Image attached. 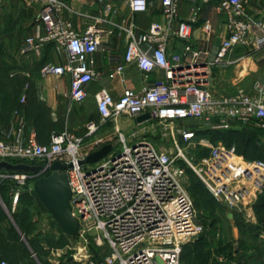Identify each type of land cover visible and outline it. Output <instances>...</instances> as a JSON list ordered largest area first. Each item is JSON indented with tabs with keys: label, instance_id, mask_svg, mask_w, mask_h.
<instances>
[{
	"label": "built area",
	"instance_id": "built-area-1",
	"mask_svg": "<svg viewBox=\"0 0 264 264\" xmlns=\"http://www.w3.org/2000/svg\"><path fill=\"white\" fill-rule=\"evenodd\" d=\"M38 3L40 10L35 19L36 34L28 37L21 53H38L45 44L58 52L64 50L63 65L47 64L42 67V77L69 76L68 99L70 106L81 105L87 98L86 86L96 73L91 57L100 45V30L90 25L77 33L72 24L61 17L66 0H30ZM211 0H202L209 3ZM132 13H144L146 0H124ZM217 8L225 18L226 37L213 63L201 60V53L190 45L176 56L166 52L170 37L187 40L190 25L179 23L175 30L180 0H160L166 28L153 25L144 34H134V24L121 29L126 38L122 64L135 65L143 74L160 72L161 79L152 86H144L138 93L124 87L117 99L104 91L95 94V106L102 121L116 120L120 115L136 117L149 114V120L137 126L157 122L163 126L164 135H170L176 152L167 153L141 140L140 130L128 136L114 129V142L120 146L113 152L112 142L103 144L97 138L93 144L100 147L110 144V153L99 160L93 169H85L79 161L84 149L82 138L63 131L50 135L47 144L37 141V134L27 127L24 118L9 125L4 138L0 139V162L50 166L54 162L70 164L65 173L71 189L70 206L79 225L78 236L85 240L94 233V242L99 249L103 242L110 249L105 256L92 257L86 253L83 264H180L179 243L198 239L202 228L194 222L193 203L181 182L180 170L175 165L178 157H184L175 135L184 142L195 138L189 129L173 130L175 121L198 120L221 123L234 120L242 124L252 123L264 129V80L253 84L250 92L238 90L233 95L215 97L210 89L212 65H220L225 52L246 48L250 52L264 51V24L246 15V0H216ZM195 15V10H193ZM103 22L96 19L95 24ZM205 35L212 28L205 23ZM118 77L123 82V66L119 65L108 78ZM24 100V98L22 99ZM98 125L89 122L85 137L96 134ZM200 144L208 149L201 159V168L194 169L202 179L211 196L230 211L251 218V206L264 189V162L244 161L235 148L211 144L206 139ZM46 173L0 171V181L12 182L23 187ZM18 192L12 194L13 203ZM178 243V244H177ZM96 256V255H94ZM0 264H8L1 261Z\"/></svg>",
	"mask_w": 264,
	"mask_h": 264
},
{
	"label": "rangeland",
	"instance_id": "rangeland-1",
	"mask_svg": "<svg viewBox=\"0 0 264 264\" xmlns=\"http://www.w3.org/2000/svg\"><path fill=\"white\" fill-rule=\"evenodd\" d=\"M13 36L9 43L24 46L26 39L23 40L20 34ZM54 51L58 65H63L64 50ZM33 68L34 64L32 70ZM19 70L21 67L15 61L11 62L7 57L0 59V139L4 138L9 125L16 123L19 117L24 118L27 125L34 124L41 130L50 126L47 121L49 114L43 104L39 102L32 104L33 106L27 110L17 105L24 103L23 98L18 103L19 98L15 95L22 83L9 78V75ZM73 106L69 107L71 111L66 108L64 115L51 124L59 129L53 133L67 131L83 139L84 149L81 156L100 148L102 144H93L97 138H103V144L112 142L113 152L118 151L120 146L114 142L115 127L126 136L136 129L140 130L141 140L145 139L167 153L174 155L176 152L172 138L170 135H164L163 126L157 122L147 123L141 128L134 123L131 116L125 114L116 120L102 121L94 103L85 102L80 106ZM76 109L84 115L82 121L74 118ZM89 122H95L98 130L92 137H85L86 125ZM74 127L76 129H73ZM169 127L174 131L186 128L195 132V138L190 142H184L175 135L184 156L178 157L175 165L180 170L181 182L193 203L194 222L202 228L201 235H204L201 239L193 238L181 245L180 264H237L239 261L243 264H264V189L253 202L252 217L249 218L242 213L230 211L224 204L216 201L194 171L201 168V159L208 153V149L200 144L203 133H208L204 135L208 140L216 141L214 145L234 146L240 159L250 161L256 157L258 150L264 155V129L256 128L254 125L250 127L234 120L221 123L220 126L217 121L209 123L198 120L175 121ZM250 128L260 132L251 133L253 131ZM38 135L39 142L46 143L51 133ZM93 168L94 165L85 166L88 170ZM15 192L19 195L14 204L12 194ZM94 236V233L90 232L84 240L79 236L69 237L63 234L30 188V182L18 187L14 183L0 181V261L9 264H83L84 262L76 257V253H80L81 249L90 253L92 257L110 253L104 242L99 249L97 248ZM237 250L239 254L235 255L234 252Z\"/></svg>",
	"mask_w": 264,
	"mask_h": 264
},
{
	"label": "crops",
	"instance_id": "crops-1",
	"mask_svg": "<svg viewBox=\"0 0 264 264\" xmlns=\"http://www.w3.org/2000/svg\"><path fill=\"white\" fill-rule=\"evenodd\" d=\"M146 1L148 9L144 13H132L124 0L65 1L66 8L62 11L61 17L68 20L77 33L84 32L90 25H95L101 32L99 48L91 57V67L96 77L86 86L85 102L87 104H95L94 96L100 91L117 99L121 96L124 87L138 93L142 87L152 86L161 79L160 72L149 74L144 79L143 74L135 65L122 64L127 40L121 29L134 24V34L139 36L148 32L153 25H158L162 29L166 28L160 0ZM39 10L40 5L30 0H0V59L7 57L21 67V70L9 75V78L22 83L15 95L19 98L18 103L22 98H24V103L17 105L27 110L39 102L46 107L49 114L47 121L50 126L47 129L41 130L34 124L27 125L36 132L38 142V133L53 134L59 130L51 123L57 121L58 117L61 118L64 110L70 107L69 76L42 77L40 74L42 66L48 63L59 64L53 46L45 44L37 54L30 53L23 56L21 54L23 44L9 43V39L14 38V34H20L23 40L36 34L34 26ZM193 10H195V15ZM245 12L249 18L264 24V0H246ZM98 18L103 19V22L95 24ZM182 22L190 25V37L187 40L176 36L170 37L166 46L167 55L176 56L185 46L190 45L201 53L203 62L213 63L220 51L222 40L226 37L225 18L218 10L216 0H211L209 3H203L202 0H180L178 17L172 29L175 30ZM205 23L210 24L212 28L208 36L202 31ZM65 61L66 55L64 56ZM119 65L123 66V82L118 77L108 78ZM263 80L264 51L250 52L241 47L225 52L220 65H212L210 89L215 97L229 96L238 90L250 92L255 82ZM74 115L77 121H82L84 117L78 109L75 110ZM133 121L137 125L134 119ZM48 142L49 140L46 143H39L47 144Z\"/></svg>",
	"mask_w": 264,
	"mask_h": 264
},
{
	"label": "water",
	"instance_id": "water-1",
	"mask_svg": "<svg viewBox=\"0 0 264 264\" xmlns=\"http://www.w3.org/2000/svg\"><path fill=\"white\" fill-rule=\"evenodd\" d=\"M149 118V114H144L136 117L135 121L142 123L149 120ZM111 150L112 146L106 144L80 160L79 165L95 164L106 157ZM70 168V164L66 165L59 162H54L48 167L7 161L0 162V171L33 174L47 173V176H42L34 180L32 185L33 192L48 214L54 219L61 232L66 236L75 237L79 234V225L71 213V189L65 173ZM203 237L204 235H201L199 239Z\"/></svg>",
	"mask_w": 264,
	"mask_h": 264
},
{
	"label": "trees",
	"instance_id": "trees-1",
	"mask_svg": "<svg viewBox=\"0 0 264 264\" xmlns=\"http://www.w3.org/2000/svg\"><path fill=\"white\" fill-rule=\"evenodd\" d=\"M248 126H250V127H253V125H252V123H250V124H248ZM250 130H252L253 132H251V133H254V132H260V131H258V130H255V129H253V128H250ZM208 133L207 132H205V133H203V138H206L207 140H208V138L206 137V136H204V135H207ZM250 141V140H249ZM209 142L211 143V144H214V143H216V141L215 142H213V141H211V140H209ZM225 147L226 148H231V147H234V146H230V145H225ZM235 148V147H234ZM253 149V148H252ZM235 150H236V148H235ZM256 150V149H255ZM256 157H254V158H251L250 159V161H262V160H264V155L262 154V152L261 151H259L258 150V152L256 153V155H255ZM256 159H260V160H256ZM46 176L48 175V174H45ZM10 183H12V182H10ZM251 227H253L252 225H251ZM235 253V255L237 254H239V251L237 250V251H235L234 252ZM243 260V259H242ZM237 264H243V262H237Z\"/></svg>",
	"mask_w": 264,
	"mask_h": 264
},
{
	"label": "bare ground",
	"instance_id": "bare-ground-1",
	"mask_svg": "<svg viewBox=\"0 0 264 264\" xmlns=\"http://www.w3.org/2000/svg\"><path fill=\"white\" fill-rule=\"evenodd\" d=\"M178 244V243H177ZM185 242L179 243V245H183ZM86 256V251L84 249H81L80 253H76V257H78V260H82Z\"/></svg>",
	"mask_w": 264,
	"mask_h": 264
}]
</instances>
